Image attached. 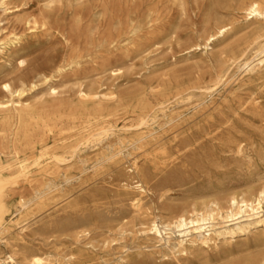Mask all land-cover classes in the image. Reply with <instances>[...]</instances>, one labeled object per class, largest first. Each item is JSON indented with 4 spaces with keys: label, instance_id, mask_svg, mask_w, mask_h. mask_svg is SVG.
Returning <instances> with one entry per match:
<instances>
[{
    "label": "rangeland",
    "instance_id": "374dc122",
    "mask_svg": "<svg viewBox=\"0 0 264 264\" xmlns=\"http://www.w3.org/2000/svg\"><path fill=\"white\" fill-rule=\"evenodd\" d=\"M249 1L8 0L17 8L0 10L1 37L12 31L21 44L0 56V101L7 99L2 85L9 83L27 89L29 103L43 100L49 117L61 111L50 146L65 142L84 157L96 152L85 136L99 126L84 128V107H104L105 125L126 127L119 135L132 141L144 129L136 126L143 104L150 110L166 99L175 105L179 94L193 98L175 106L180 116L174 122L163 124L160 117L150 126L152 138L139 148L118 149L110 162L94 167L76 163L70 153L63 161L48 154L37 165L29 161L17 184H1L9 238L19 233V197L30 195L31 185L52 183L25 224L23 242L0 244L1 257L12 250L19 257L25 247L53 254L51 264H264V227L209 246L187 244L184 251L160 246L147 232L151 220L164 228L178 214L212 202L226 207L231 195L264 186V69L232 78L213 98L201 95L222 58L264 34V20H246L242 12ZM27 19L37 20V27L28 29ZM221 25L231 26L229 32L204 47ZM45 77L54 78L56 96L48 94ZM102 93L115 99H102ZM74 113L79 117L73 121ZM53 164L70 179L54 175ZM137 181L142 193L133 189ZM79 229L87 233L77 239Z\"/></svg>",
    "mask_w": 264,
    "mask_h": 264
},
{
    "label": "bare ground",
    "instance_id": "6f19581e",
    "mask_svg": "<svg viewBox=\"0 0 264 264\" xmlns=\"http://www.w3.org/2000/svg\"><path fill=\"white\" fill-rule=\"evenodd\" d=\"M16 8L17 6L10 7L8 0H0V10L3 13L11 12ZM242 12L246 20H264V0H250L242 8ZM25 24L28 29H35L38 22L35 19H27ZM230 28L229 25L218 26L214 32L206 36L203 46L210 47L219 38L224 37ZM3 30L5 27L0 26V56L8 57L10 52L20 46L21 37L12 31L1 37ZM196 48L199 49L200 46L197 45ZM20 63H23V60H20ZM262 69H264V34H258L222 58L221 65L213 77L212 85L202 88L201 95L209 94V97L213 98L218 88L229 83L232 78L241 74L252 76ZM53 81V77H45L44 82L51 97L58 93ZM35 87L36 84L32 83L29 88ZM2 89L7 93V99L0 101V185L5 182L17 184L20 174L29 167L30 163L27 164L29 161H31V165H37L48 154H52L56 161H63L67 160L66 154L70 153L76 163L80 165L91 163L94 167L110 162L120 153L121 150L118 149L126 145L139 148L145 139L152 138L155 132L150 126L158 124L160 117L164 119L163 124L174 122L180 116L179 113H173L175 106L184 102L183 100L191 101L193 98L192 95L184 98L182 94H179L174 97L175 105H171L169 99H166L150 110H146V104H143L142 108L140 107L136 126L144 129L132 141L119 135L120 131L127 130L126 127L117 129L114 125H105L108 116L105 114L104 107L98 106L92 109L84 107L82 109L85 114L84 128L89 130L93 124L99 126L94 132L89 130L85 136V143L90 146L88 148L97 146V150L93 155L84 157L79 147L65 142L53 146L47 143L49 135L57 126L54 121H59L64 116L61 111L55 116L49 117L46 113L47 105L43 100L32 104L24 99L27 91L24 87L13 89L9 83H4ZM80 93L82 97L88 96L85 91H80ZM101 97L107 100L115 99V95L112 93H102ZM101 97L94 96L95 99ZM205 102L206 98L202 100L201 104ZM166 109L169 111L172 109L171 113L168 114ZM78 117L76 113L71 114L73 121ZM71 147L72 151L69 150ZM49 169L54 175H61L65 180L70 179L67 170L63 171L58 164H53ZM45 172L49 173L47 170ZM25 181L28 180L25 179ZM51 184L48 182L42 188L31 185L30 195L19 197L15 205L18 219L14 224L19 229V233L9 238L6 236L10 233L12 226H7L2 218L3 214L9 211V207L0 202V244L6 248L9 246L13 248L15 242H23L24 234L22 232L25 229V224L35 215L34 208L41 204L46 189ZM4 189V186H0V194ZM133 189L139 193L144 191V187L139 181ZM260 227H264V186L251 193L231 195L226 207L212 202L206 208L193 209L190 212L178 214L167 222L164 228H161L156 220H151L147 232L156 239L160 246L184 251L187 244L209 246L216 244L219 240L234 238L236 234H244L251 229ZM86 233L85 229H79L76 232V238L79 239ZM24 248L19 252V257L14 250L6 254L5 257L0 256V264H51L53 261L54 256L49 252L44 254L29 253Z\"/></svg>",
    "mask_w": 264,
    "mask_h": 264
}]
</instances>
